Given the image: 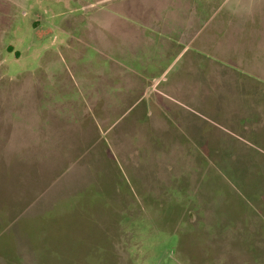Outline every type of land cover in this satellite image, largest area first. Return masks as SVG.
Here are the masks:
<instances>
[{
  "label": "rangeland",
  "instance_id": "rangeland-1",
  "mask_svg": "<svg viewBox=\"0 0 264 264\" xmlns=\"http://www.w3.org/2000/svg\"><path fill=\"white\" fill-rule=\"evenodd\" d=\"M0 264H264V0H0Z\"/></svg>",
  "mask_w": 264,
  "mask_h": 264
}]
</instances>
